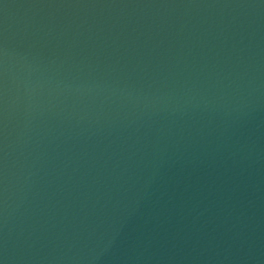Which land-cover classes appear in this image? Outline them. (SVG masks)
Here are the masks:
<instances>
[{
  "label": "water",
  "instance_id": "obj_1",
  "mask_svg": "<svg viewBox=\"0 0 264 264\" xmlns=\"http://www.w3.org/2000/svg\"><path fill=\"white\" fill-rule=\"evenodd\" d=\"M0 264H264V0H0Z\"/></svg>",
  "mask_w": 264,
  "mask_h": 264
}]
</instances>
